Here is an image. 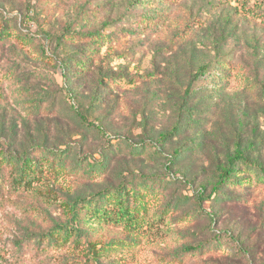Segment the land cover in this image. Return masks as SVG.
I'll list each match as a JSON object with an SVG mask.
<instances>
[{"label": "rangeland", "instance_id": "obj_1", "mask_svg": "<svg viewBox=\"0 0 264 264\" xmlns=\"http://www.w3.org/2000/svg\"><path fill=\"white\" fill-rule=\"evenodd\" d=\"M136 1L0 0V150L67 149L70 168L3 193L0 264H86L24 238L64 219L66 200L145 178L144 235L92 225L119 243L105 264H264V183L229 161L244 151L264 168V0ZM206 64L219 76L185 94ZM229 166L244 186L198 200Z\"/></svg>", "mask_w": 264, "mask_h": 264}, {"label": "trees", "instance_id": "obj_2", "mask_svg": "<svg viewBox=\"0 0 264 264\" xmlns=\"http://www.w3.org/2000/svg\"><path fill=\"white\" fill-rule=\"evenodd\" d=\"M78 64L82 69L86 68L84 61L81 60ZM210 67L211 65L209 64L197 67L185 86V94L193 91V84L196 81H200L199 83H201L206 80L208 82L209 79H215V76H219V73L211 71ZM63 77L66 78L67 75ZM200 88V86H196V89H194L196 91L200 90ZM70 97L71 95H68V99ZM38 105L34 106L35 109ZM79 118L81 121H85L82 115H79ZM96 128L100 129L99 126H96ZM150 148L151 146L145 147L144 151L149 152L151 151ZM133 150L135 151V149ZM67 153V149H60L59 154H57L37 147L30 149L22 156L13 157V155L0 150V198L3 199L4 192L7 195L17 192H40L41 190L38 185L46 178L44 176V166L47 172L54 175L64 172L67 167L70 169L69 165H65L66 156L64 155H67ZM176 156L177 154H174L173 159ZM244 156H246L244 151H237L236 156L229 160L231 166H233L232 164L235 160L242 161L246 172L254 174L257 181L264 183V168L254 163H249ZM231 166L219 171L218 182L213 186L208 196L204 197L199 193L198 200H216L219 195L223 194L220 191L225 187L235 188L244 186L240 178L232 176L235 167L231 168ZM75 168L79 169L81 167L76 166ZM82 168L83 174L87 177L98 175L95 173L97 170L93 168H85V166ZM176 177L178 180L184 179L180 175ZM4 180L7 181L6 184L3 183ZM146 180L147 178L143 179V181ZM143 181L140 184L141 187L120 184L116 189H106L89 194L86 197L77 196L69 201L66 200L63 207V212H65L64 219L48 216L49 226L38 232L28 234L24 238V241L29 243V245L31 244L30 242H33V246L42 252L51 247L62 248L70 255H80L82 258V260H79L80 262L86 261V264H105L104 259H106L107 249L119 245V243L111 239L105 242H98L97 230L92 225L95 223L98 227L120 228L123 231L122 234L127 237L144 235L148 231L147 225L149 224L145 225V215L141 214L140 211L143 208V194H147L149 190ZM154 183L150 184L153 185ZM45 190L49 191L48 188ZM202 192H204L203 189H201ZM138 193H141V195H138ZM229 237L230 234L226 232H217L215 233L214 240L221 241V239H228ZM20 243H23V241ZM198 247L201 248L199 244L185 245L180 248V252L184 255H193L191 253Z\"/></svg>", "mask_w": 264, "mask_h": 264}]
</instances>
